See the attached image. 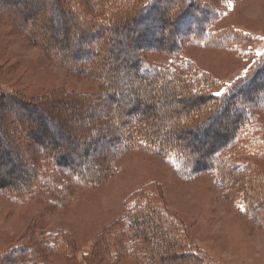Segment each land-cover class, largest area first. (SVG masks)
I'll use <instances>...</instances> for the list:
<instances>
[{
  "label": "trees",
  "instance_id": "1",
  "mask_svg": "<svg viewBox=\"0 0 264 264\" xmlns=\"http://www.w3.org/2000/svg\"><path fill=\"white\" fill-rule=\"evenodd\" d=\"M232 0H0V22L65 73L94 81L99 94L63 90L26 97L0 88V194L21 200L40 190L64 210L99 188L129 153L169 157L177 178L208 175L223 200L264 231V173L245 162L264 157L249 144L264 115V54L232 85L191 63L187 46L228 50L247 33L218 27ZM169 59L148 65L147 57ZM181 62V61H180ZM223 91L217 97L214 93ZM251 129V130H250ZM256 130V131H254ZM8 165V168L5 166ZM80 251L68 230H31L0 264H216L160 191L135 190L119 218Z\"/></svg>",
  "mask_w": 264,
  "mask_h": 264
},
{
  "label": "rangeland",
  "instance_id": "2",
  "mask_svg": "<svg viewBox=\"0 0 264 264\" xmlns=\"http://www.w3.org/2000/svg\"><path fill=\"white\" fill-rule=\"evenodd\" d=\"M224 26L247 33L255 40L228 50L190 45L181 50L173 65L189 62L198 72L209 73L224 86L243 78L251 64L264 54V0H232L218 24ZM147 63L171 64L169 59L155 55L148 56ZM0 88L33 98L56 90L99 94L94 81L65 73L37 48L11 34L1 22ZM252 127L264 134V115L258 114ZM252 142L264 146V136L255 134L249 144ZM244 157L243 161L256 165L264 173V157L254 153ZM171 160L143 153L126 154L115 163V173L105 185L82 190L64 210L48 209L49 199L38 189L21 200L0 194V255L24 242L31 230L45 228L70 231L80 257L104 227L121 216L125 199L135 190L146 188L154 194L160 191L169 208L189 227L192 241L214 263L264 264V231L241 214L237 203H226L208 175L188 181L177 178ZM49 264L84 263L80 258L72 263L52 257ZM115 264L136 263L123 257Z\"/></svg>",
  "mask_w": 264,
  "mask_h": 264
},
{
  "label": "snow or ice",
  "instance_id": "3",
  "mask_svg": "<svg viewBox=\"0 0 264 264\" xmlns=\"http://www.w3.org/2000/svg\"><path fill=\"white\" fill-rule=\"evenodd\" d=\"M214 95H216L217 97H221L224 95V92L223 91H218L216 93H214Z\"/></svg>",
  "mask_w": 264,
  "mask_h": 264
}]
</instances>
